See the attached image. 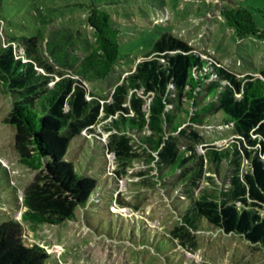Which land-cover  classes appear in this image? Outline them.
Returning <instances> with one entry per match:
<instances>
[{"label": "trees", "instance_id": "obj_1", "mask_svg": "<svg viewBox=\"0 0 264 264\" xmlns=\"http://www.w3.org/2000/svg\"><path fill=\"white\" fill-rule=\"evenodd\" d=\"M81 5L88 9L81 25L90 27L93 41L82 27L68 24L50 27L44 43L35 35H6L0 43V80L12 93L4 122L14 127L20 160L39 169L23 190L21 218L0 222V264L48 263L51 253L30 240L25 224L59 225L88 205L96 179L65 156L84 136L82 130L92 132L90 126L115 112L108 122L115 137L111 148L132 161L139 158L135 143L153 165L157 183L172 179L170 192L186 203L180 212L183 228L197 231L205 220L264 248V68L240 75L164 31L116 86L115 100L100 103L94 92L86 97V82L106 79L125 62L120 28L100 3ZM220 13L238 36H264L251 8L224 5ZM36 15L41 23L50 22L40 9ZM81 40L83 54L77 50ZM143 94L151 97L148 103ZM126 102L130 108L122 106ZM213 121L233 126L235 140L207 144L203 152L191 143L180 147L182 136L190 138L189 133L195 141L201 137L195 126Z\"/></svg>", "mask_w": 264, "mask_h": 264}, {"label": "rangeland", "instance_id": "obj_2", "mask_svg": "<svg viewBox=\"0 0 264 264\" xmlns=\"http://www.w3.org/2000/svg\"><path fill=\"white\" fill-rule=\"evenodd\" d=\"M90 1L2 0L0 43L6 35H35L44 43L50 27L68 24L82 27L83 35L93 41L90 27L81 25L88 10L81 4ZM94 1L119 26L125 62L106 79L86 82L87 98L94 92L101 97L100 103L115 100L116 86L125 83L139 56L164 31L206 51L240 75L264 68V36H238L220 13L224 5L249 7L264 32V0ZM37 9L50 19L48 24L40 22ZM82 43L79 41L77 49L80 54L85 51ZM11 95L7 83L0 80V222L21 218L23 190L39 171L20 160L14 149V127L4 122L12 108ZM143 95L148 103L151 97ZM122 106L130 108L128 102ZM116 113L106 114V120L90 126L92 132L82 130L84 136L65 156L80 173L96 179L97 191L88 205L78 208L75 219L59 225L44 223L31 228L25 224L30 240L43 243L51 253L47 264H264V248L241 235L226 233L205 220L200 221L197 231L181 226L180 212L186 203L177 199L182 198L179 193L170 192L167 182L172 179L157 183L153 165L135 143L133 154L139 158L132 161L119 158L111 148L115 137L108 122ZM195 128L201 137L194 141L187 133L190 138L181 137V148L191 143L203 152L207 144L225 146L235 140L231 125L213 121ZM242 168H249L246 160Z\"/></svg>", "mask_w": 264, "mask_h": 264}]
</instances>
